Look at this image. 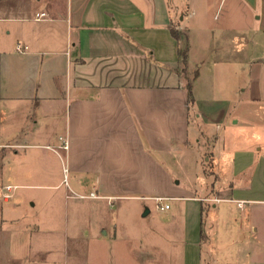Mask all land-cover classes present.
Listing matches in <instances>:
<instances>
[{
    "label": "crops",
    "instance_id": "crops-1",
    "mask_svg": "<svg viewBox=\"0 0 264 264\" xmlns=\"http://www.w3.org/2000/svg\"><path fill=\"white\" fill-rule=\"evenodd\" d=\"M0 22L6 29L0 41V121L17 122L13 136L0 143L6 148V175L15 177L6 184L12 198L13 188L58 185L39 148L58 154L52 142L65 133L72 185L85 191L80 196H89L100 213L104 202L117 209L111 223L91 235L115 254L125 248L119 237L128 232L123 226L151 213L149 208L136 217V199L145 195L129 191L157 187L164 170L152 152L173 149L174 142L199 144L205 132L207 145L199 152L211 153L217 198L206 200L207 194L197 191L179 195L184 201L163 219L182 237L179 246L170 240L180 251L179 264H203L207 229L221 230L223 222L227 227L224 212L206 220L208 206L216 208L224 199L241 208L264 206V0H6ZM172 29L181 33L180 41ZM199 83L201 92L195 88ZM223 83L229 94H238L236 100L245 98L251 115L263 117L261 127L257 120L247 122L261 128L262 138L246 135L253 146L224 156L215 144L224 136L213 126L227 118ZM230 118L239 124L240 118ZM260 219L264 224V215ZM250 222L258 232L257 220ZM150 251L141 258H151ZM247 251L252 254L253 244Z\"/></svg>",
    "mask_w": 264,
    "mask_h": 264
},
{
    "label": "rangeland",
    "instance_id": "rangeland-1",
    "mask_svg": "<svg viewBox=\"0 0 264 264\" xmlns=\"http://www.w3.org/2000/svg\"><path fill=\"white\" fill-rule=\"evenodd\" d=\"M5 5L6 0L0 3L2 8L0 11L4 10ZM0 23L1 41L6 36L4 33L6 29L3 22ZM2 76V86L5 91L4 71ZM195 88L197 92H201V83ZM221 92L222 99H226L223 101H229L227 118L220 121L218 126L215 124L213 126L217 127L218 134L224 136L220 144L215 143L216 146L221 147L224 156L234 148L253 146L255 142H252V138H246V135L261 139L260 127L263 124V117L251 115L252 112L248 111L243 103L245 98L236 100L238 94H229L230 88H226L224 83L221 85ZM228 96L230 98H227ZM230 116L240 118L239 124H234V119ZM252 120L258 121L260 125L258 129L247 126V122ZM14 124L17 122L12 121L10 125V121L5 118L0 121V143H5L13 136L14 131L17 130ZM206 130L207 127L204 129L202 126V131ZM207 135L208 133L204 132L199 144L192 141V145L186 147L182 143L174 142L173 149L158 148L152 152L164 170V173L158 174L157 187L151 191H129L135 195H145L136 199L134 215L139 217L149 208L151 213L141 216L140 220L131 219L128 224L126 223L127 227L123 226L122 231L135 233L125 232L119 236L125 248L120 246L118 250L115 249V254L113 251L105 252L104 249H108L107 245L93 241L91 235L100 227L110 224L111 217L116 215L117 209H109L110 206L104 202L100 213L97 211L99 208L89 203V196H80L85 194L82 193L85 191L72 185L74 173L67 156L70 141L65 133L61 138L59 134L56 135L57 138L52 142L58 154L47 147L39 148L41 161L45 166L47 164L52 168L57 179L55 184L58 185L52 189L13 188L15 197H11L9 201L4 200L2 194L9 191L6 184L15 177L6 175L4 154L6 148L0 146V264H179L180 251L170 240L178 242L179 246L184 244L182 237L174 236V233L167 229L163 219L180 207L178 203L184 199L178 197L179 195L197 191L196 194L199 195L207 194L206 200H216L217 197H212L214 193L211 183L216 175L211 171L213 170L210 164L211 160L213 161L211 153L199 152L207 145ZM65 142L67 146L64 145ZM206 154L207 158L204 157ZM30 165H33L32 161ZM226 167L229 168L228 165ZM221 194L226 196L223 192ZM150 195H164L163 197L169 195V197L159 202L155 197H148ZM86 201L88 205H84ZM76 202L83 205L77 206ZM157 203H162L163 206L168 203L171 208L161 209L159 206L157 208ZM224 207L227 208L226 213ZM205 212L208 221L210 219L215 221L216 215L223 212L225 218L222 219L227 218L230 221L227 227L223 222L221 230L207 229L210 240L203 243V264H264V224L260 222V216L264 215L263 205L250 204L241 208L237 203L227 202L224 199L216 208L208 206ZM252 219L257 220L254 225L259 227V231L256 233L252 232L250 222ZM133 221H136L134 225ZM129 224L134 227L131 231ZM150 225L156 226L151 237L146 235L147 231L151 230ZM117 231H120L119 226ZM241 234H246L245 239H241ZM250 244H253L252 254L247 251ZM149 249L153 256L142 259L141 252Z\"/></svg>",
    "mask_w": 264,
    "mask_h": 264
},
{
    "label": "trees",
    "instance_id": "trees-1",
    "mask_svg": "<svg viewBox=\"0 0 264 264\" xmlns=\"http://www.w3.org/2000/svg\"><path fill=\"white\" fill-rule=\"evenodd\" d=\"M172 32L175 35V37L180 41L181 40V37H182L181 33H179V31L176 30V29H172ZM180 56H181L182 62L184 64H186V62H187V47H183L181 49ZM187 87H188V90H189V97L191 99L192 98V90H191L192 87H191V83H188V86Z\"/></svg>",
    "mask_w": 264,
    "mask_h": 264
},
{
    "label": "built area",
    "instance_id": "built-area-1",
    "mask_svg": "<svg viewBox=\"0 0 264 264\" xmlns=\"http://www.w3.org/2000/svg\"><path fill=\"white\" fill-rule=\"evenodd\" d=\"M42 14H44V13H42ZM18 48H19V49H22L23 47L19 44V45H18ZM64 145L67 146V143L65 142ZM11 188H12L11 185H8V186H7V189H8L9 191L4 193V197H5V198H10V197H12V193L10 192ZM155 198L160 202V201L164 200V198H166V197H163V196H156ZM161 207H162V208H163V207L167 208V207H169V204H165L164 206H161Z\"/></svg>",
    "mask_w": 264,
    "mask_h": 264
}]
</instances>
